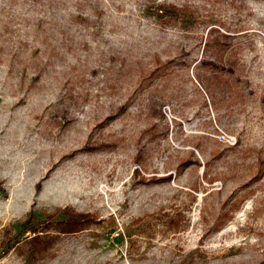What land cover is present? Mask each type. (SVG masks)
I'll return each instance as SVG.
<instances>
[{
  "label": "rangeland",
  "instance_id": "374dc122",
  "mask_svg": "<svg viewBox=\"0 0 264 264\" xmlns=\"http://www.w3.org/2000/svg\"><path fill=\"white\" fill-rule=\"evenodd\" d=\"M0 264H264V0H0Z\"/></svg>",
  "mask_w": 264,
  "mask_h": 264
},
{
  "label": "trees",
  "instance_id": "16d2710c",
  "mask_svg": "<svg viewBox=\"0 0 264 264\" xmlns=\"http://www.w3.org/2000/svg\"><path fill=\"white\" fill-rule=\"evenodd\" d=\"M228 39H229L228 35H224V34L220 35L216 33V37L212 39L210 43L207 42V44L209 43L208 45L210 46L212 45V48H211L210 56L207 57V60H204L202 62V65L205 68H207L209 72V75L203 77L205 78L203 80L205 82L207 89L212 94V99L215 98V93L217 92L216 91L217 86H221L222 89L224 90V93L227 94L228 97H230V95L233 93L232 87L234 83L232 82V77L223 76V73H221V71H225L224 73H231V74L234 73L236 66L239 63V59L237 58L233 61L228 59L227 63H224L222 60V54H218L217 50L215 49V47L218 46L220 51L224 49L226 50L229 46V44H227ZM158 68H159L158 70H154L153 72L159 73L158 75L160 76H166L170 72L168 71L169 70L168 68H170V65L168 66V62L163 64L162 66H159ZM151 76L152 74L145 77L147 83L151 82L149 78ZM197 77L202 79L201 72H197ZM226 100H227L226 97L222 98L223 102H226ZM216 101L217 100H215L212 103L215 104ZM159 105H162V103H159ZM227 105H229L228 102ZM153 112L156 115H159L161 111L158 108H155L153 109ZM40 187L41 184L39 182L37 185V189H39ZM61 211H62L61 213L64 214L65 219L64 221H61L59 223V228L63 231H68V230L78 231L80 229L78 226L81 225L80 221L84 216H82L81 214H76L74 212H69L67 209ZM28 216H29L28 219L29 218L31 219L33 217L31 213H29ZM29 229H32V231L37 234L32 239L33 246L31 250H34L33 252H31L32 257L36 256V253L42 254L43 252L47 251V249L52 245V239L50 237H47L46 239L43 238L41 234L38 233V229L35 226L29 227Z\"/></svg>",
  "mask_w": 264,
  "mask_h": 264
},
{
  "label": "built area",
  "instance_id": "2783aa9c",
  "mask_svg": "<svg viewBox=\"0 0 264 264\" xmlns=\"http://www.w3.org/2000/svg\"><path fill=\"white\" fill-rule=\"evenodd\" d=\"M222 138L228 142H232V140L234 139L232 136H229L228 134H223ZM235 140V139H234Z\"/></svg>",
  "mask_w": 264,
  "mask_h": 264
}]
</instances>
